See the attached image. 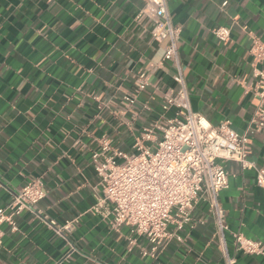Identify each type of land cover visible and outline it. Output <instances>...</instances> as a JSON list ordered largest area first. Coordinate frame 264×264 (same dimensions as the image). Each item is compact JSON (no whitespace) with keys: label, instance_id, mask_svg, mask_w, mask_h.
Returning <instances> with one entry per match:
<instances>
[{"label":"crops","instance_id":"crops-1","mask_svg":"<svg viewBox=\"0 0 264 264\" xmlns=\"http://www.w3.org/2000/svg\"><path fill=\"white\" fill-rule=\"evenodd\" d=\"M146 0H0V207L28 182L42 178L46 197L3 224L0 264H264L263 254L235 248V234L262 243L264 185L255 169L229 161V187L221 192L229 230L217 232L207 198L193 219L158 258L143 256L151 244L131 243L128 227H112L91 208L102 190L92 165L100 139L131 150L141 130L163 122L162 98L176 87L175 69L164 60L166 42L154 40ZM181 28L179 53L190 105L211 124L229 121L238 133L256 110V84L264 62L251 53L264 42V0H167ZM230 29L227 42L214 33ZM149 86L135 94L137 75ZM149 107V108H148ZM249 160L264 169V133L252 136ZM78 222L63 235L67 220ZM54 221V224L52 223ZM135 237V236H134Z\"/></svg>","mask_w":264,"mask_h":264},{"label":"built area","instance_id":"built-area-1","mask_svg":"<svg viewBox=\"0 0 264 264\" xmlns=\"http://www.w3.org/2000/svg\"><path fill=\"white\" fill-rule=\"evenodd\" d=\"M137 17H147L152 38L166 42L164 60L175 69L176 87L163 95L162 109L164 116L170 110L175 113L143 128L130 152L115 146L107 136L100 139V147L93 151L91 160L102 192L91 210L105 218L111 216L116 230L128 227L133 236L131 243L138 237L145 238L152 247L143 248L142 255L156 259L166 243L184 241L181 231L191 224L197 202L207 198L217 232L226 244L229 224L220 199L230 184L226 163L237 161L244 169H255L258 183L264 185V169L249 160L252 136L264 133V69L257 74L256 110L246 130L236 132L229 121L213 125L191 108L179 53L181 28L173 23L167 0H146ZM214 33L223 42L229 40L227 27H218ZM250 51L255 60L264 62V42L260 38H253ZM136 78L135 94L125 96L130 104H135L137 94L150 84L146 71ZM46 195L43 179L37 178L0 207V244L4 237L2 225L17 230V218L24 210H34ZM77 222L78 218L67 220L56 232L63 235ZM234 244L237 251L264 253L261 242L244 234H235ZM224 256L226 264L236 263L226 246Z\"/></svg>","mask_w":264,"mask_h":264},{"label":"rangeland","instance_id":"rangeland-1","mask_svg":"<svg viewBox=\"0 0 264 264\" xmlns=\"http://www.w3.org/2000/svg\"><path fill=\"white\" fill-rule=\"evenodd\" d=\"M122 149H124V148H122ZM125 150H127V149H125ZM128 152H130V150H127Z\"/></svg>","mask_w":264,"mask_h":264}]
</instances>
